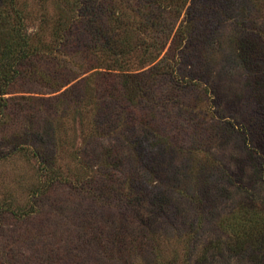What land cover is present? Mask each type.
Segmentation results:
<instances>
[{"label":"rangeland","instance_id":"obj_1","mask_svg":"<svg viewBox=\"0 0 264 264\" xmlns=\"http://www.w3.org/2000/svg\"><path fill=\"white\" fill-rule=\"evenodd\" d=\"M68 1L18 0L24 25L50 43ZM202 1L204 19L178 52L177 74L185 79L193 65L196 88L179 97L194 104L197 96L198 106L172 135L163 127L156 150L104 153L74 116L52 124L44 101L59 93L43 85L25 82L19 89L30 93L4 96L39 101L25 108L30 142L28 122L3 121L0 149L10 154L0 159V264H264V0ZM242 51L254 56L252 72ZM15 135L55 154L60 183L48 186L31 156L12 155ZM120 232L133 235L130 245L116 244Z\"/></svg>","mask_w":264,"mask_h":264},{"label":"trees","instance_id":"obj_2","mask_svg":"<svg viewBox=\"0 0 264 264\" xmlns=\"http://www.w3.org/2000/svg\"><path fill=\"white\" fill-rule=\"evenodd\" d=\"M66 6L68 11L62 9L51 33L53 40L45 43L38 34L42 29L29 32L24 25L25 15L18 0H0V137L7 138L4 132L9 131L4 127L8 122L4 125L3 121L9 118V124L15 126L28 122L25 142L34 138L25 108L39 100L4 98L14 92L30 93L19 89L26 82L59 93L44 101L50 122L60 127L68 116H74L72 121H78L81 131L87 130V138L93 139L99 151L113 149L121 154L133 148L158 149L163 127L167 126L172 135L173 127L198 106L197 96L194 104L182 103L179 97L195 89L198 80L190 75L191 64L185 79L177 77L182 71L178 54L194 27L204 19L201 8L206 5L202 0H69ZM237 58L252 72L254 56L242 51ZM261 117L262 114L258 120ZM177 121L180 122L176 124ZM13 138L12 155L37 160L48 186L61 182L63 175L55 167V154L23 145L20 135ZM7 154L0 149V159ZM116 160L121 158H112V162ZM101 161L110 160L105 156ZM95 179L94 182L113 180L110 176ZM151 189L148 193L159 191ZM127 194L125 203L133 195L131 191ZM147 197L149 201L150 194ZM132 236L130 232H120L114 237L116 244L130 245ZM259 242L261 259L264 241ZM233 247H237V240Z\"/></svg>","mask_w":264,"mask_h":264}]
</instances>
